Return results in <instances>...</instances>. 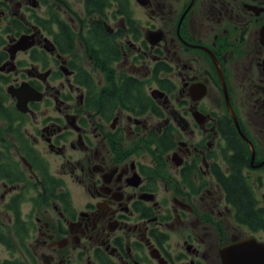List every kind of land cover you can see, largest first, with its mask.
<instances>
[{
  "label": "flooded vegetation",
  "instance_id": "obj_1",
  "mask_svg": "<svg viewBox=\"0 0 264 264\" xmlns=\"http://www.w3.org/2000/svg\"><path fill=\"white\" fill-rule=\"evenodd\" d=\"M246 238L264 0H0V264H224Z\"/></svg>",
  "mask_w": 264,
  "mask_h": 264
},
{
  "label": "water",
  "instance_id": "obj_2",
  "mask_svg": "<svg viewBox=\"0 0 264 264\" xmlns=\"http://www.w3.org/2000/svg\"><path fill=\"white\" fill-rule=\"evenodd\" d=\"M236 121L239 126L237 118ZM223 255L224 264H264V243L255 238H246L225 248Z\"/></svg>",
  "mask_w": 264,
  "mask_h": 264
},
{
  "label": "trees",
  "instance_id": "obj_3",
  "mask_svg": "<svg viewBox=\"0 0 264 264\" xmlns=\"http://www.w3.org/2000/svg\"><path fill=\"white\" fill-rule=\"evenodd\" d=\"M243 189L241 187V184H238L237 186L233 187V193L235 197L240 198L242 195Z\"/></svg>",
  "mask_w": 264,
  "mask_h": 264
},
{
  "label": "rangeland",
  "instance_id": "obj_4",
  "mask_svg": "<svg viewBox=\"0 0 264 264\" xmlns=\"http://www.w3.org/2000/svg\"><path fill=\"white\" fill-rule=\"evenodd\" d=\"M1 249V248H0Z\"/></svg>",
  "mask_w": 264,
  "mask_h": 264
}]
</instances>
